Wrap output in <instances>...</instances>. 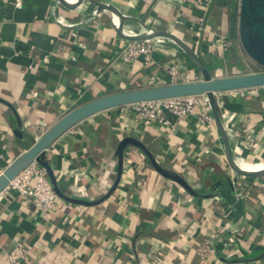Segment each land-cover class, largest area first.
Masks as SVG:
<instances>
[{
  "label": "crops",
  "instance_id": "obj_1",
  "mask_svg": "<svg viewBox=\"0 0 264 264\" xmlns=\"http://www.w3.org/2000/svg\"><path fill=\"white\" fill-rule=\"evenodd\" d=\"M100 1L129 17L124 32L131 28L138 33L144 22L178 35L212 77L254 72H243L249 59L238 36L240 0H213L206 10L195 6L196 0ZM113 17L85 0L74 9L58 0H22L20 8L15 0H0V99L11 106L0 101V173L77 105L144 87L168 65H177L184 75L177 82L201 79L169 40L159 44L148 64L141 57L122 61L119 52L128 40L116 31ZM164 80L156 83L169 81ZM218 97L235 159L264 167V86L241 89L235 96L221 91ZM166 117L167 126L142 125L121 106L100 111L57 137L45 150V160L62 192L95 200L115 179L117 144L132 136L195 190L217 194L189 195L157 173L139 148L128 146L119 183L99 204L58 197L57 207L43 217L31 199L4 188L0 264H7L6 255L17 241L29 248L21 264H264V251L255 249L264 246V176L237 177L225 161L215 125L206 127L195 115Z\"/></svg>",
  "mask_w": 264,
  "mask_h": 264
},
{
  "label": "water",
  "instance_id": "obj_2",
  "mask_svg": "<svg viewBox=\"0 0 264 264\" xmlns=\"http://www.w3.org/2000/svg\"><path fill=\"white\" fill-rule=\"evenodd\" d=\"M78 1L80 4L83 0ZM85 1H89L91 4H93L96 11H108L114 16L118 17L120 22L119 25L115 24L116 31L119 33V35L129 41L149 39L172 41L189 58L194 67L200 73L201 79L190 82L145 86L117 91L93 98L87 102L77 105L62 115L42 135H40L32 145L22 151L0 173V192L22 169H24L31 162L35 161L44 168L47 178L59 198L79 205L91 206L99 204L112 194L119 183L125 148L128 146H135L147 156L151 167L157 173H159L164 178L177 183L189 195L199 198H208L217 194L215 192L204 194L195 190L182 176L163 167L148 151L145 145L132 136L123 137L117 144L115 149V156L117 159L115 179L107 192L95 200L79 199L62 192L57 184L55 174L53 173L49 163L45 160V150L57 137H59L74 124L95 113L135 102L179 97L192 94H205L207 97L214 119V125L223 144L224 157L228 167L237 176L247 178H259L264 176V167L260 170L245 169L242 168L240 163L235 159L229 143L227 132L223 124L220 107L215 97L216 92L264 86V71L226 77H212L210 70L207 68L206 64L202 61L195 50L175 33L169 30L148 26L144 22H141L143 28L150 33L145 35L126 34L123 31V25L124 21L128 20L129 17L121 13V11L115 5L100 0ZM58 2L66 9H74L76 7L68 5L65 0H58ZM238 36L240 44L247 56L258 65L264 67V0H240ZM0 101L10 106L6 101L2 99H0ZM17 126L20 130L22 129V124L19 120H17ZM235 180L236 178L232 179V181ZM232 181H228V184L231 186H233ZM219 184L220 181H218V183H216L213 188H216ZM255 249H261L264 251V246L257 245Z\"/></svg>",
  "mask_w": 264,
  "mask_h": 264
},
{
  "label": "built area",
  "instance_id": "obj_3",
  "mask_svg": "<svg viewBox=\"0 0 264 264\" xmlns=\"http://www.w3.org/2000/svg\"><path fill=\"white\" fill-rule=\"evenodd\" d=\"M212 1L213 0H196L194 5L206 10L211 5ZM15 6L18 8L22 7V0H15ZM199 21H202V19H199ZM200 31L201 28L195 30L194 34L196 37L200 36ZM219 38L222 41V45H224L226 37L221 36ZM161 43L162 40L158 39L139 41L128 40L120 49V59L124 62H131L141 57L143 62L148 64L152 61V55L155 51H158L160 48L158 46ZM196 44L197 42H195V45ZM46 60L44 56L43 61ZM164 78L169 80L168 83H176L180 79H185L184 75H181V71L177 65H168L162 71L161 76L152 75L149 79V83H156L161 80L165 81ZM239 90L241 89L229 91L235 96ZM220 93L221 92L215 93L217 100ZM121 107L129 111L133 119L142 125L161 123L167 126L170 124V121L166 115L169 114L176 118L195 115L199 123H202L206 127L214 126V119L205 94H192L135 102L122 105ZM209 151L208 148H203V152L209 153ZM5 188H11L19 195L31 199L36 210L43 217L57 207L58 196L53 190L44 168L35 161L22 169ZM1 193L2 191L0 195ZM204 251V249H200L199 254L204 256ZM28 254L29 248L24 243L17 241L6 255L7 264H21Z\"/></svg>",
  "mask_w": 264,
  "mask_h": 264
},
{
  "label": "rangeland",
  "instance_id": "obj_4",
  "mask_svg": "<svg viewBox=\"0 0 264 264\" xmlns=\"http://www.w3.org/2000/svg\"><path fill=\"white\" fill-rule=\"evenodd\" d=\"M138 27V26H137ZM131 30V28L130 29H126L125 30V33L127 32V31H130ZM142 32V29L140 30V31H138V34L139 33H141ZM244 71L243 72H249V71H254V70H259V71H264V67H259V66H257V65H255V63L253 62V61H251L250 59L249 60H246V62L244 61ZM176 83H180V82H176ZM162 84H171V83H166V82H164V83H149V84H147V85H145V86H154V85H162ZM144 86V87H145ZM241 161H239V163H240ZM246 163V162H245ZM233 173V172H232ZM237 177H239V178H242L244 181L246 180V179H248L247 177H241V176H237ZM247 181V180H246Z\"/></svg>",
  "mask_w": 264,
  "mask_h": 264
},
{
  "label": "bare ground",
  "instance_id": "obj_5",
  "mask_svg": "<svg viewBox=\"0 0 264 264\" xmlns=\"http://www.w3.org/2000/svg\"><path fill=\"white\" fill-rule=\"evenodd\" d=\"M65 2L68 4V5H70V6H77L78 4H79V1L78 0H73V2H70V1H68V0H65ZM114 18V22H115V24L116 25H119V18L118 17H116V16H114L113 17ZM132 34V35H145V34H148V33H150L149 31H147V30H145V29H142V32L141 33H137L136 31H133V30H130V31H127L126 32V34ZM240 166L242 167V168H245V169H253V170H260V169H262L263 167H261V168H257V169H255L256 167H249V166H247V165H244V164H242V163H240Z\"/></svg>",
  "mask_w": 264,
  "mask_h": 264
},
{
  "label": "trees",
  "instance_id": "obj_6",
  "mask_svg": "<svg viewBox=\"0 0 264 264\" xmlns=\"http://www.w3.org/2000/svg\"><path fill=\"white\" fill-rule=\"evenodd\" d=\"M244 51V50H243ZM245 55H246V57L248 58V59H250L248 56H247V54L245 53V52H243ZM251 60V59H250ZM251 61H253V60H251ZM254 62V61H253ZM255 63V62H254ZM255 65H257V66H259V67H261L260 65H258L257 63H255ZM254 72H260L259 70H254Z\"/></svg>",
  "mask_w": 264,
  "mask_h": 264
}]
</instances>
